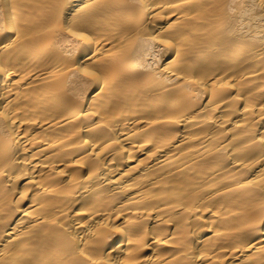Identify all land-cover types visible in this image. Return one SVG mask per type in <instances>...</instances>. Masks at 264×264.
<instances>
[{
	"label": "bare ground",
	"instance_id": "bare-ground-1",
	"mask_svg": "<svg viewBox=\"0 0 264 264\" xmlns=\"http://www.w3.org/2000/svg\"><path fill=\"white\" fill-rule=\"evenodd\" d=\"M0 264H264V0H0Z\"/></svg>",
	"mask_w": 264,
	"mask_h": 264
}]
</instances>
